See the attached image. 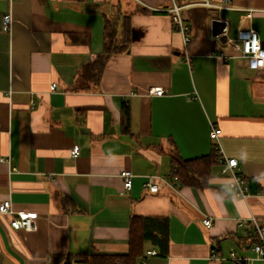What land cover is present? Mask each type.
Instances as JSON below:
<instances>
[{
    "label": "crops",
    "instance_id": "1",
    "mask_svg": "<svg viewBox=\"0 0 264 264\" xmlns=\"http://www.w3.org/2000/svg\"><path fill=\"white\" fill-rule=\"evenodd\" d=\"M208 1L217 6L181 10L185 44L160 10L168 0H0V202L37 213L32 231L0 215V264L126 253L133 215L168 223L164 247L144 243L157 252H143L148 264H211L212 249L264 264L251 249L264 222V70L226 44L242 27L264 47V0ZM107 22L117 45L128 26L126 49L106 53ZM214 143L237 159L247 197L233 195L216 158L204 186L171 180L173 155H209ZM149 176L158 191L143 187Z\"/></svg>",
    "mask_w": 264,
    "mask_h": 264
},
{
    "label": "built area",
    "instance_id": "2",
    "mask_svg": "<svg viewBox=\"0 0 264 264\" xmlns=\"http://www.w3.org/2000/svg\"><path fill=\"white\" fill-rule=\"evenodd\" d=\"M192 5L201 6H217L212 4L208 0H168V5L160 8L161 11H165L171 14V19L175 28L183 35V41L186 44L189 41L188 26L185 24L181 10L185 7ZM251 11L245 14V17H250ZM11 26L10 13H5L2 16L1 28L8 31ZM226 44L238 51V56L244 59L251 69L264 70V47L257 32L251 28H239L237 29L235 38H227ZM55 88V83L50 87L51 90ZM149 92L154 95H163V87H151ZM221 129L217 126L211 125L209 130V136L216 142ZM79 151L78 145H73L70 150V154L76 157ZM214 152L216 162L220 167V174L227 178V184L232 190L233 195L237 198H245L249 195V184L245 177L241 175L237 169V159L234 157H226L219 146L214 143ZM132 173L130 170H124L121 172L123 178V186L125 189L131 187ZM171 180L179 182L178 178L174 175ZM167 185L171 184L170 181L164 180ZM143 187L147 188L151 192L158 191V185L153 181V176H149L143 183ZM0 215L9 216V225L11 228L24 229L32 231L36 229L37 213L35 211H14L9 199H5L0 202ZM254 219V217H251ZM203 223L206 226H210L211 219H203ZM257 240L251 245L252 251L255 253V259L264 261V222L256 225ZM156 250L153 248L146 249L145 255H154ZM211 264H220L227 261L231 264H248L251 258L241 257L234 251H230L227 255L220 254L212 249L209 254ZM134 264H148L145 257L139 258Z\"/></svg>",
    "mask_w": 264,
    "mask_h": 264
},
{
    "label": "trees",
    "instance_id": "3",
    "mask_svg": "<svg viewBox=\"0 0 264 264\" xmlns=\"http://www.w3.org/2000/svg\"><path fill=\"white\" fill-rule=\"evenodd\" d=\"M106 53L111 54L126 49L129 42V28L123 25V36L117 45L115 28L105 24ZM90 64V63H89ZM88 65V64H87ZM125 129L128 127V107L122 106ZM215 162V152L195 158L183 159L173 155L171 159V175L178 178L181 184L204 186L210 176V167ZM250 186V182H248ZM250 188V187H249ZM168 223L166 219L151 216L133 215L129 222L128 250L123 254H67L62 264L85 263V264H134L144 252V243L150 242L162 248L166 245ZM257 240V238H256ZM255 240V241H256Z\"/></svg>",
    "mask_w": 264,
    "mask_h": 264
}]
</instances>
